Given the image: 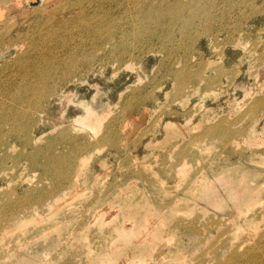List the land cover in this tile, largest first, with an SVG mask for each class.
<instances>
[{
    "label": "rangeland",
    "instance_id": "374dc122",
    "mask_svg": "<svg viewBox=\"0 0 264 264\" xmlns=\"http://www.w3.org/2000/svg\"><path fill=\"white\" fill-rule=\"evenodd\" d=\"M11 1L0 0L7 9L6 16L0 21V34H4V41L9 37L13 38L6 42L7 45L9 42L12 44L8 48L0 41V91L6 98L7 91L32 80L29 73L31 66L26 60L29 58L27 52L35 39L34 36L55 39L59 35L68 34L64 32L66 26L56 23L47 13L52 7L54 9L61 6V3H64L62 0H51L48 3L43 0H16L17 3ZM240 1L228 4L225 9L230 14L231 37L240 39L241 45L229 47L226 43L230 35L221 33L216 38V43L211 38L207 39V36L201 37L198 47L199 52L210 56L215 55V49L219 48L217 50H220L226 69L241 65L247 69V79L241 78L232 87L226 83L213 86L202 84L199 92L190 97L187 104L193 112L191 121L183 116L173 120L169 114L157 109V104H162L165 100L164 96L157 99V104L154 100L146 99L140 102L137 98L133 99L138 93L137 90L146 93L151 90L153 80L167 75L158 71L162 66L161 62L166 58L161 52L162 48L158 46V38L150 41L156 46L134 50L135 55L142 60V66L151 69L144 81H141L136 71L130 74L128 70L122 69L120 61L111 58L112 52H117L110 49L108 40H102L106 49L84 48L86 55L73 57L64 63L65 66L88 63L82 68H74V82L67 85L66 90L74 94L70 98L72 102L80 100L96 108L111 104L112 108L104 119L103 126L112 123L119 141L111 147H99V139L104 136L105 131L97 133L90 129L73 128V104L68 105L69 100L61 101L56 98L51 102L47 108L48 113L58 110V114L38 116V125L32 132L35 141L39 136L42 140L36 141L41 143L39 156L51 151L47 142L49 133L62 128H70L71 132L73 130L76 143L80 137H88L92 153L88 164L71 177L73 183L78 185L76 197L71 194L74 198H70V192L64 189L69 187L70 179L69 183L58 187V190H61L58 196L54 195L55 192L51 194L50 208L46 205L26 211L21 214L22 222L11 228H7V224L0 227V264H97L98 258L113 257L117 241L114 236L106 237L112 230L108 225L123 217V210L117 203L125 200H131V210L136 209V213L138 212V224L132 221H126L124 224L123 232L131 244L124 248L127 264H264V187L253 186L255 202L245 206L244 211L240 212L239 220L229 221L228 213L235 209L237 203L232 201L227 194L226 185L218 179L223 172L225 176L233 175V181H237L241 175L247 176L250 172H255L259 174L260 180L263 178L261 172L264 171V109H260L257 114L251 113L259 102L264 106V68L260 70L253 65L257 58L264 56V19L256 16L255 12L242 8L241 5L246 6ZM259 2L264 4V0ZM108 8L116 14L120 11V8L115 9L112 3H108ZM241 12H244L246 17H243ZM47 19L45 26L41 25ZM106 19L113 23L115 20L120 25L114 17V20L110 17ZM70 32L77 33L74 30ZM114 39H118V36ZM184 39H181L180 33L175 36L176 42ZM95 48L97 49L93 50ZM67 53L68 51L53 55L62 57ZM173 53L178 58L192 54L180 45L174 47ZM200 56L199 53L193 54L189 60L190 64H196ZM176 57L170 60L174 63ZM35 60L36 57H33L32 61ZM207 75L210 76V73ZM212 90L218 95L210 93ZM2 93L0 98L5 102ZM121 94L127 102L121 99ZM176 97L170 100V104L179 109V98ZM5 104L12 106L10 103ZM79 112L77 109L76 113ZM4 115L0 112L1 117ZM129 115L136 119V122L133 120L126 126L123 119ZM47 119L57 121L50 126ZM34 122L36 123V120ZM221 122L231 124L236 143L225 147L221 140L212 141L206 138L202 144L192 149L197 158L185 164L180 161L178 153L191 138L199 136L206 126H215ZM155 123L158 124L156 130H151L150 127ZM171 123L177 124L173 127L177 133L173 138H169V132L173 131L168 125ZM0 129L7 131L8 127L2 126ZM145 139L149 140V143L140 144L139 141ZM12 140L21 144L16 137H12ZM152 142L158 145L147 148ZM56 147L59 150L66 149L65 144ZM128 165L136 167V170H147L146 173L151 178L133 175ZM6 167L8 170L0 169V173H3L0 174L1 206L9 190H14L19 196L25 195L26 191L33 188L47 192L55 188L54 181L42 176V172L32 167L27 159H23L19 166L7 164ZM22 171L24 176H27L26 183L14 187L13 176ZM251 178L248 177L250 185H253L255 180ZM201 180L203 183H200ZM211 187L215 192L207 200L202 195ZM162 191L169 193L170 200L164 198ZM54 197L58 200L52 203ZM59 197H62V200ZM60 202L64 204L57 208ZM216 204H219V207ZM138 205L140 207H137ZM252 205L254 206L250 209ZM96 214H100V217L95 216ZM38 217L40 218L37 219ZM99 218L102 221H97ZM251 218L254 220L249 221ZM154 226L157 228L154 234H158L159 238L150 241V251L141 256L140 247H143L145 242L140 237L151 234ZM18 227L21 230H18ZM14 229L17 231L10 234ZM212 245L217 249L216 255L210 251ZM121 260L118 258V261Z\"/></svg>",
    "mask_w": 264,
    "mask_h": 264
},
{
    "label": "bare ground",
    "instance_id": "6f19581e",
    "mask_svg": "<svg viewBox=\"0 0 264 264\" xmlns=\"http://www.w3.org/2000/svg\"><path fill=\"white\" fill-rule=\"evenodd\" d=\"M49 1L51 0H43V2L47 3ZM62 1L64 2L63 4L61 3ZM62 1H59L61 6H57L54 9L52 7L47 13L48 16H51V19H53L56 23H63L62 25L66 26L64 32L66 31L68 34L59 35V37L55 39L50 37L48 39H44L46 36H34L35 39L32 40L27 52L29 54V58L26 60L27 64L31 66L29 73L32 80L23 84H18L11 89V91H7L6 96L8 99L0 91V93H2L5 97V102H3L0 98V112L5 114L3 117L0 116V128L2 126L8 127L7 131H2L0 129V169L8 170L6 167L7 164L9 166H19L23 159H27L32 167L37 168L42 172V176L51 178L54 181L55 188L51 192L33 188L32 190L26 191L25 195L19 196H17V193H15L14 190H9L4 196V203L2 206L0 205V227L7 224V228H11L12 226L22 222L23 220L21 218V214L26 211L29 212L46 205L50 208L52 205L49 201V198L52 197L51 194L55 192L54 195L58 196L61 191L58 190V187L66 182L69 183L72 175L79 173L83 167L88 164L89 156L92 153L89 138L80 137V140L76 143V137L73 136L74 132L73 130L71 132L70 128H62L50 132L47 142L51 146V151L47 153L45 152L43 156H39L41 143H37L36 141L41 142L42 140L39 136V139L35 141L32 133L33 128L38 125V116L46 115L48 117L49 114H58V110H55L53 113H48L47 109L55 98L60 99L61 101L69 100L68 105L71 103L73 104L71 107L72 112H75V115L72 117L73 128L76 129L80 127L83 130L90 129L97 133L105 131L104 136L99 139V147H111V145H115V143L119 141L118 135L114 131V125L112 123L103 126L104 119L106 118L108 112H110V108H112L111 104L107 103L106 106L102 105V107L96 108L93 105L84 103V101L74 100L72 102V100H70L74 94L72 91H68L66 89L67 85L74 82V68H82L83 66L88 65V63L65 66L64 63L67 60H71L76 56L86 55L87 53L85 49L94 47L106 49V45L102 40H108L110 41L108 42L110 44V49L117 52H112L111 58L120 61V63H122V69L128 70L130 74H134L136 71V74L141 81H144V79L148 77L151 69L146 66H142V60L138 58V55H135L134 50L147 46H156L155 44L150 43V41L153 38H158V46L162 48L163 51L161 52H163L166 56L165 60L161 62L162 66L158 68V71L166 73L167 75L164 77L165 79L157 78L153 80L150 91L144 93L137 90L138 93L133 99L137 98L140 102L146 99L154 100V103L157 104V99L164 96L165 100L162 104H157V109L161 110L162 113H166L167 115L169 114L170 118L173 120L175 117L183 116L184 118H187L188 121H191L190 117L193 112L187 107V104L189 103V98L194 97L199 92V87L202 84L206 83L208 86H213L216 84L222 85L226 83L229 87H232L235 86L241 78H246L248 75L246 72L247 69L241 65H237L235 68L227 70L226 65L221 59L220 50H217L219 48H213L215 49L216 54L210 56L199 52L198 47V41L201 37L207 36V39L211 38L216 43V38L220 36L221 33H227L230 35L229 41L226 43L229 47L234 48L241 43L240 39L231 37L232 31L230 30L231 26L229 22L230 14L225 9L228 4H233L239 0ZM258 1L259 0H241L240 3H244L246 6L244 7V5H241L242 8L250 10V12L253 13L255 12L256 16L264 19V4L260 2L258 3ZM15 3H17V1ZM108 3L114 4L115 9L119 7V13H113V11L108 8ZM4 6L6 7V5ZM4 6L0 3V21L3 16H6L7 14V12L5 14V10L7 9H5ZM241 15L246 17L244 12H241ZM106 17H110L111 19L114 17V19H118L120 25L114 19L113 23L112 21L107 20ZM47 21L48 19L41 25L45 26ZM0 26H2V24ZM70 30L77 31V33L73 34ZM177 33L181 34V39L185 38L182 41L180 40L181 42L179 41L180 44L175 40ZM8 34L9 33H7V36ZM115 36H118V39H114ZM4 39V34H0V41H3V45H7L6 42L12 40L13 38L10 39L9 37L6 41H4ZM177 45H180L185 48L188 53L192 54L189 56L183 55L179 58L178 56L176 57L173 53V49ZM9 46H12L11 42H9L6 47L8 48ZM97 48L93 50H96ZM67 51L68 53L62 57L53 55L55 53H65ZM195 53L201 54V58L196 64L191 65L189 60ZM46 54L49 55L46 56ZM33 57H36L35 61H32ZM174 57L176 58L173 63L170 59H174ZM253 65L262 70L264 68V56L257 58ZM207 73H210V76H208ZM167 85L170 87H167ZM210 93H214V91ZM214 94L213 95L216 96L217 92ZM176 96L179 98V101H177L180 105L179 109L172 107L170 104V100L172 98H177ZM120 97L122 100L124 99L127 102V99L123 98L124 96H122V94ZM5 103H10L12 106ZM77 109L80 111L79 113H76ZM263 109V104L259 102L255 105L251 113L257 114L259 110L262 111ZM144 110L145 108L143 111ZM35 120L36 123L34 122ZM123 120L125 121V125L128 126L134 119L129 115ZM56 121V119L52 121L47 119V123L50 126L54 125ZM134 121L136 122V119ZM168 125L173 129V131L169 132V138H173L177 135L175 129L173 128L177 124L174 125V123H171V125ZM157 126L158 124L155 123L150 127V129L156 130ZM193 131L195 130L193 129ZM92 134L94 133L92 132ZM12 137H16L21 144L12 140ZM206 138H210L212 141H215V139L221 140L225 143V147L230 146L232 143H236L235 132L231 128V124L221 122L215 126H206L204 131L199 134V136H194L187 142L185 147H182L178 153L180 161L185 164V162L193 161L197 158V155L193 153L192 149L194 146L202 144ZM139 142L140 144L147 145L149 140L145 139ZM59 144H65L66 149L59 150L56 147ZM155 145L158 144L156 142H152L147 146V148ZM97 150H99V148ZM138 151L141 152L140 149H138ZM78 154L80 155L76 156ZM235 154L236 152L234 151L233 155L235 156ZM128 167L131 173L135 176L137 175L141 178L144 177L147 179L151 178L150 175L146 173L147 170L144 172L140 169L136 170V167L132 168L130 165H128ZM85 173H87V171H85ZM0 174L2 175L3 173ZM262 175L263 178L259 180L260 177H258V173L250 172L247 176H239L237 181H233V175L225 176V172L219 176L218 179H221L220 183L226 185V190L228 191L227 194L230 195L232 201L237 203L235 209L228 213V217L230 219L229 221L239 220L240 212L244 211L245 206H249L251 203L255 202L256 197L253 195L255 191L252 189L253 186L264 187V171L261 172V176ZM249 176L252 177L251 179L255 180V184L250 185L248 179ZM75 179L77 180V178ZM199 179L201 178H196V180ZM26 180L27 176H24V172L22 171L13 176V186L17 187L25 184ZM28 182L31 181L28 180ZM259 182L261 183L259 184ZM200 183H203V181L201 180ZM76 187H78V185L73 183L71 179L69 187L64 188L70 192V198L73 197L71 194L75 195L77 192L76 190L78 189H76ZM63 191L64 190H62V192ZM213 192L215 191L213 187H211L202 195V197L207 198L208 200L212 196ZM63 194H65V192H63ZM162 194L166 200H170L168 192L162 191ZM76 196L77 195L74 197ZM14 197H16V199L11 200ZM61 198L62 197H59V199ZM56 199L58 200V198ZM56 199L54 197L52 203L56 202ZM60 203H58L59 205L57 208L65 202ZM130 204L131 200H125L121 203H117V206L123 210V217L120 220L113 222L111 225H108L110 228L112 227V230L106 236L107 238H112L114 236L117 241V247L112 253L113 257L98 258L96 260L97 264H119V262H125V264H127L124 257V248L131 244L128 243L130 241H128L129 239L123 232L124 224L126 221H132L138 224V212L136 213V209L135 211H132V205ZM169 205H171V203H169ZM53 206L56 207V205ZM216 206L219 207V204H216ZM253 206L254 205L250 206V209ZM137 207H140V205ZM247 209H249V207H247ZM95 216L100 217V214H96ZM39 218L40 217L37 219ZM95 218L97 217H94V219ZM101 218L97 219V221H102L103 218ZM161 219H163V217H161ZM245 219L247 220L246 217ZM253 220L254 218H251L249 221ZM238 228L239 227H237V229ZM18 230L21 229L19 228ZM155 230H157V228L154 226L152 232L150 231L151 234H146L144 238L140 237L143 239L142 241L145 242L143 247H140L141 256H145L147 252L150 251L152 244L150 241L159 238L158 234H154ZM14 231L17 230L14 229L13 232L9 233L12 234ZM5 234L7 235V233ZM6 235L4 236L6 237ZM143 235H145V232ZM2 238L4 237L2 236ZM210 251L213 255H216L217 249L215 248V245H212ZM118 258H121L122 260L118 261Z\"/></svg>",
    "mask_w": 264,
    "mask_h": 264
}]
</instances>
